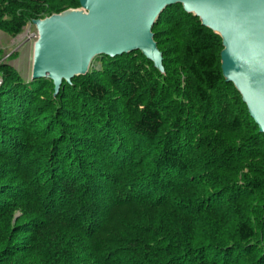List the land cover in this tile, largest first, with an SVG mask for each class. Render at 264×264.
Wrapping results in <instances>:
<instances>
[{
	"label": "trees",
	"instance_id": "1",
	"mask_svg": "<svg viewBox=\"0 0 264 264\" xmlns=\"http://www.w3.org/2000/svg\"><path fill=\"white\" fill-rule=\"evenodd\" d=\"M77 6L0 0V29ZM151 31L163 72L139 51L100 55L54 94L0 64V264H264V133L222 76L221 38L181 4Z\"/></svg>",
	"mask_w": 264,
	"mask_h": 264
},
{
	"label": "water",
	"instance_id": "2",
	"mask_svg": "<svg viewBox=\"0 0 264 264\" xmlns=\"http://www.w3.org/2000/svg\"><path fill=\"white\" fill-rule=\"evenodd\" d=\"M181 4L221 38L220 69L264 133V0H79L68 9L31 20L36 30L32 79L62 81L88 72L92 60L139 51L163 72L152 25L167 6Z\"/></svg>",
	"mask_w": 264,
	"mask_h": 264
},
{
	"label": "rangeland",
	"instance_id": "3",
	"mask_svg": "<svg viewBox=\"0 0 264 264\" xmlns=\"http://www.w3.org/2000/svg\"><path fill=\"white\" fill-rule=\"evenodd\" d=\"M79 6L74 7V8H68V9H78ZM68 9H65L61 12H64ZM60 13V12H59ZM54 14V13H53ZM49 16V15H48ZM46 17V16H45ZM44 18V17H43ZM166 28H168L167 25H164ZM163 26H159V32L160 34H164L165 30H162ZM164 28V27H163ZM167 30V29H166ZM35 27L32 24L31 20H28L25 22V24L22 26L19 32L17 33H9L6 32L2 29H0V64H7L11 66L18 74V76L22 79L24 82H29L32 80L31 78V67H32V51H33V43H34V38L32 37V33H35ZM162 35H160L161 37ZM166 40V39H165ZM172 44V43H171ZM167 45V44H166ZM101 61L99 58H94L89 66L88 72L92 73L95 71H100L101 70ZM180 67V63L178 65ZM2 82V78L0 77V83ZM110 93L113 98H115L116 101H125V99L120 98V92H118L115 87L112 85L110 86ZM233 98V97H232ZM124 103V102H123ZM123 107V105H122ZM124 109H127V106L124 107ZM122 110V109H120ZM124 111V110H122ZM31 122H36V124H41L42 127L45 126L46 120H48L49 115L43 114L41 115L40 113L34 112V116L32 117ZM68 125H65L66 128H68V132L74 130L75 127H72L73 123L69 121L67 123ZM226 124V123H225ZM39 126V125H38ZM36 129V128H35ZM85 133V132H84ZM230 135L231 131L228 132ZM74 136L78 139L82 138V131H75ZM81 137V138H80ZM239 139V136H237L236 140ZM136 141V140H135ZM134 151L137 150L136 158L137 156L142 155L146 162L152 163L153 158L155 159V154H157V149L156 146L151 145L149 146L145 141H141L140 144L137 142V145L133 147ZM187 156L190 157L194 160L198 156V153L196 151H191L188 150ZM190 163V162H189ZM191 164V163H190ZM197 166V164H194ZM143 168V167H140ZM246 169H241L239 170V178L240 174H244ZM189 173L184 174V176H188ZM187 179V178H186ZM239 181V179H238ZM204 192V189H203ZM198 194V193H197ZM228 196V194H225V197ZM221 208L218 211H224L226 214L228 212V203L222 201L221 205H219ZM18 215L19 213H15ZM62 230H66V228H61Z\"/></svg>",
	"mask_w": 264,
	"mask_h": 264
},
{
	"label": "built area",
	"instance_id": "4",
	"mask_svg": "<svg viewBox=\"0 0 264 264\" xmlns=\"http://www.w3.org/2000/svg\"><path fill=\"white\" fill-rule=\"evenodd\" d=\"M32 37L34 38V40L36 39V31L35 33H32Z\"/></svg>",
	"mask_w": 264,
	"mask_h": 264
}]
</instances>
